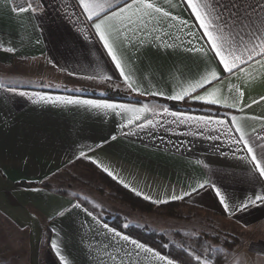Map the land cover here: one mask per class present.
Here are the masks:
<instances>
[{"label":"crops","instance_id":"1","mask_svg":"<svg viewBox=\"0 0 264 264\" xmlns=\"http://www.w3.org/2000/svg\"><path fill=\"white\" fill-rule=\"evenodd\" d=\"M17 2L0 0V85H3L0 87V264H61L55 250L49 246L50 237L58 240L68 264H92L86 245L91 244L99 254L100 245L107 243L100 224L83 209L106 223L103 215L70 191L68 195L55 191L64 189L60 179L75 176V171L82 170L75 166L77 160L83 159L78 158L80 151L92 157L85 160L100 170V165L107 167L113 175L102 170L106 175L123 187L127 185L125 188L130 191L136 189L134 193L141 198L150 196L151 200L147 201L152 203L185 200L188 208L199 211L200 222L205 219L208 227H215L213 221H217L225 232L239 240L232 249L213 244L214 249L226 254L222 264H264V205L257 204L235 214L226 213L210 186L199 194L171 199L173 195L183 196L197 182L206 180L215 182L235 202L252 195L253 185L247 181L246 167L242 161L232 158L229 148L234 150L236 146L230 145L227 137L211 141L207 135L216 133L207 131L205 137H194L190 134L197 130L194 125H173L171 116L167 117L168 123H164L159 115L155 117L160 122L156 126L141 130L136 129L134 123L122 130L134 135H121L117 127L122 122L121 117L110 110L40 101L34 95L107 99L136 106L147 104L160 113L161 106L169 108L160 99L168 100L166 96L177 87L170 72L174 67L184 68L186 74L195 72L199 59L179 48L168 52L147 49L131 68L143 89L163 90L166 95L129 94L123 86L120 90L113 87L114 82H121V77L98 38L84 40L82 34L77 36L73 25L58 15V5L75 4V0H51L48 15L32 19L28 14L17 15L11 11ZM172 3L179 5L173 9V14L188 20L190 30L197 31L196 22L179 0ZM65 41L71 42V48L65 46ZM7 47L16 51L9 53L4 50ZM106 75H111L113 80H103ZM10 87L16 91L9 92ZM115 93L140 96L144 100H120ZM223 95H227L226 90ZM260 95H264V80L254 82L247 90L248 97L258 99ZM193 102L205 103L191 100L186 103L184 110L194 115L211 114L229 120L232 114H237L236 108L228 109L223 104H205L208 106L201 109ZM245 103H250V99L246 98ZM245 113L264 116V102L245 109ZM147 115L153 118L152 113ZM123 122L126 123V119ZM244 124L247 130L258 127L259 122L246 120ZM111 135H116L117 139L110 140ZM217 144L221 151L229 152L227 157L215 151ZM31 183L37 185L28 186ZM48 183L52 190L41 186ZM255 190L260 191V186L256 185ZM78 202L82 207L73 208ZM61 212L63 216L59 215ZM90 228L102 233L100 244L89 239ZM127 247L132 246L127 244ZM144 255L141 256L143 264H165L150 253L147 259Z\"/></svg>","mask_w":264,"mask_h":264},{"label":"snow or ice","instance_id":"2","mask_svg":"<svg viewBox=\"0 0 264 264\" xmlns=\"http://www.w3.org/2000/svg\"><path fill=\"white\" fill-rule=\"evenodd\" d=\"M50 3L51 0H18L11 11L17 15L28 14L29 19L40 18L48 15ZM179 4L183 5L194 19L196 22L194 27L197 31L190 30L188 20L173 14V9L179 5L173 4L172 0H163V2L161 0H75V4L58 5L60 8L58 15L62 20L73 25L77 36L82 34L84 40L98 38L121 77V82H114L113 87L120 90L123 86L129 94L137 93L152 97L166 95L165 91L156 89L155 85L151 87L156 90L143 89L131 68V64L138 61L147 49L168 52L179 48L184 53L197 57L199 63L195 72L188 71L186 74L185 69L181 67H174L170 72L177 87L166 98L171 101H203L208 105L223 104L228 109L236 108L237 114H232L229 120L222 119L218 115H194L190 110L172 111L167 106H161L162 112L156 113L147 104L136 106L115 103L107 99L50 97L41 96L39 93L34 95L40 101L87 105L105 111L110 110L112 114L121 117L122 122L117 125L121 135H134V132L122 131L134 123L136 129L141 130L156 126L160 122L156 121L155 117L159 115L164 123H168L167 117L171 116L173 119L170 123L173 125H194L197 130L190 133L194 137H205L206 131L216 133L207 135L206 138L211 141H219L222 136L227 137L228 143L236 146L234 150L229 148L232 158L242 161L246 167L247 181L253 185L252 195L235 202L215 182L206 180L204 183L197 182L196 186L192 187L190 192H184L183 196L173 195L171 199L190 197L210 186L215 190L219 203L226 213L235 214L257 204L264 205V116H249L245 113V109L264 102V95H260L258 99L247 96L250 85L264 80V0H179ZM81 24L86 27H77ZM37 43L40 41L37 40ZM65 46L71 48V42L65 41ZM4 50L9 53L16 51L12 47ZM102 79L112 81L113 77L106 75ZM225 90L227 95H223ZM8 91L14 92L16 89L10 87ZM246 98L250 99V103H245ZM229 99L231 103L228 102ZM148 113H152L153 118H148ZM125 119L126 123L123 122ZM246 120L258 121V127L246 130L244 124ZM109 139L116 140L117 136L111 135ZM215 151L220 156L229 155V152L221 151L218 144L215 145ZM239 153L243 155H238ZM78 158L92 159L84 151L79 152ZM100 167L108 175H113L107 167L103 165ZM120 183L124 182L121 180ZM256 185L260 186L258 192L255 190ZM132 191L135 192L136 189L133 188ZM144 199L151 200V197L145 196ZM153 203L161 204L167 201L155 200ZM72 207L79 209L82 205L78 202ZM83 211L100 224L103 239L107 241L100 245L99 254L91 244L86 245L92 264H108V262L143 264L142 253L145 254L144 259H147V254L150 253L152 257L164 261L165 264H183L179 259L162 256L149 245L132 239L107 223L100 222L88 209L85 208ZM59 215L63 216L64 213L61 212ZM81 226L83 227V223ZM123 227L127 228L128 225L125 224ZM89 230L92 232L89 239L96 240L100 244L102 233L91 228ZM49 240V246L55 250L61 264H68L65 256L61 254L58 240L51 237ZM119 241L125 243L121 244ZM81 242L84 243L83 238ZM127 244L132 247L128 248ZM211 248L213 246L209 245V249ZM190 255L193 256L196 264H211L210 253L198 255L193 252Z\"/></svg>","mask_w":264,"mask_h":264},{"label":"rangeland","instance_id":"3","mask_svg":"<svg viewBox=\"0 0 264 264\" xmlns=\"http://www.w3.org/2000/svg\"><path fill=\"white\" fill-rule=\"evenodd\" d=\"M74 175L79 179L80 183L73 187L64 186L63 188L77 195L98 213L102 214V209H106L119 214L120 217L125 219L126 222L121 223L122 226L127 224L163 233L176 245L183 246L189 253L195 252L198 255L210 253L211 264H222L223 260L226 259V254L224 251L216 249V247L215 249L214 247L209 249V245H220L227 249H232L237 245L229 248L217 242L215 238L227 236L234 238L237 243L239 242L236 237H230V233L225 232L217 224V221H213L215 227H208L205 219L203 222H200L199 211L188 208L185 202L177 208V212L182 216L180 219L161 216L156 213L150 214L135 211L123 203L111 189L105 186L97 175L86 172L84 169L75 171ZM56 186L58 185L56 184ZM176 233H179V235H175ZM176 236L179 237L176 238Z\"/></svg>","mask_w":264,"mask_h":264},{"label":"trees","instance_id":"4","mask_svg":"<svg viewBox=\"0 0 264 264\" xmlns=\"http://www.w3.org/2000/svg\"><path fill=\"white\" fill-rule=\"evenodd\" d=\"M92 95H96L95 92L91 93ZM117 95V98L120 100H131L134 102H143V97H131L127 93H120V94H114ZM116 98V96H115ZM161 102L166 103L169 108L175 109V110H184L186 103L189 102V100L186 101H180V102H174V101H168V100H162ZM193 105L198 106L199 108L203 109L204 107H207L208 105L202 104V103H196L193 102ZM75 166L84 169L86 172L93 173L97 175L99 180L105 186H107L109 189H111L117 197L121 199L123 203L128 205L131 209L135 211L145 212V213H156L161 216L171 217V218H182V216L177 212V208L180 206V204L184 203L185 200L180 201H173V202H167L162 204H155L152 202H149L134 192L126 189L116 181H114L112 178H110L108 175H106L102 170H100L97 166L94 164L88 162L85 159H80L75 162ZM59 183L62 186H68L73 187L74 185L80 183L79 179H77L75 176H68L63 177L59 180ZM36 186V183L28 184V186ZM42 187L52 190V185L50 183L48 184H42ZM56 192L64 195H68L69 191L66 190H55ZM79 198V197H78ZM80 199V198H79ZM86 202L84 201V204ZM88 203H86L87 205ZM102 215L103 220L109 224L110 226L126 233L127 235L133 237L134 239L145 243L149 245L150 247L156 249L160 254L164 256H168L172 259H179L183 262V264H196L195 259L192 255L183 247L178 246L175 243L171 241L167 236H165L163 233H158L153 230H150L148 228H140V227H134L128 225L127 228H124L121 223L126 222L125 219L120 217L119 214L113 213L111 211H108L106 209H102ZM175 235H179V233H176ZM179 236H176L178 238ZM231 237V236H230ZM217 242H220L222 245L232 248L237 244V241L234 238L224 237V238H215ZM224 261V260H223Z\"/></svg>","mask_w":264,"mask_h":264}]
</instances>
